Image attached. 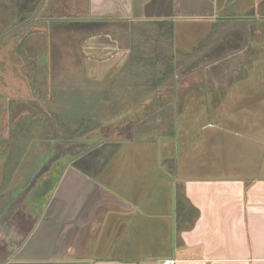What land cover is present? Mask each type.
I'll return each mask as SVG.
<instances>
[{
    "label": "crops",
    "instance_id": "crops-1",
    "mask_svg": "<svg viewBox=\"0 0 264 264\" xmlns=\"http://www.w3.org/2000/svg\"><path fill=\"white\" fill-rule=\"evenodd\" d=\"M65 1L95 19L174 22L179 68L148 86L154 102L130 85L116 96L123 114L162 116L167 128L149 132L148 117V138L121 137L106 152L88 135L63 170H20L7 189L1 172L0 189L28 196L19 232L0 236V264H264V0ZM48 2L0 0V13L13 3L37 18Z\"/></svg>",
    "mask_w": 264,
    "mask_h": 264
},
{
    "label": "rangeland",
    "instance_id": "rangeland-1",
    "mask_svg": "<svg viewBox=\"0 0 264 264\" xmlns=\"http://www.w3.org/2000/svg\"><path fill=\"white\" fill-rule=\"evenodd\" d=\"M62 1L54 0L46 3L37 19L36 17L21 19L13 3L4 4L7 10L0 13L2 15L0 16V138L9 137L10 119L13 114L22 118L36 113L38 109L48 113H51V110H60L63 107L59 101L60 96L69 97L71 107L81 101L95 106L104 125L95 129L90 136L96 144L107 141L106 143L111 145L104 148L105 152L113 147L111 143L114 140L121 137L141 140L147 135L148 138L149 133L142 132L143 128L140 125V123L144 124L148 117L150 121L147 122L152 126L147 127L149 132L164 129L166 121H162V116L126 115L123 114L124 109L118 103L120 101H116V96L123 94L127 89V92L131 91L127 88L131 86L137 93L140 103L150 98H153L151 100L154 102L156 95L151 96L152 93H149L150 89L146 85L151 67L144 62H131L129 59L137 50L146 54L151 52V45L147 44L143 37L145 34L150 38L151 31L143 26L137 32L131 31L132 29H128L129 20L126 19L91 18L90 8L87 4L81 3V0V2ZM81 21H84V24L79 23V26H75ZM85 22L95 23L85 24ZM139 31L141 33L138 34ZM194 38L188 37L187 44L192 43ZM19 46L21 52H16ZM91 46L103 48V54L96 50L88 52L87 49ZM92 59L100 60V63ZM31 62L37 64L38 69H35ZM194 68L193 65L189 68L182 67L179 70L181 74L179 72L176 74L192 75ZM160 88L158 90L162 91ZM63 103L66 108L70 107L67 101ZM260 118L264 121V116ZM130 119L135 122L132 127ZM135 119L137 121H133ZM247 124H252V121H248ZM132 129L134 134H130ZM41 130L43 129L40 128V133ZM200 132L202 133L198 137H204V134L210 133V129L208 127L206 131ZM214 133H218L220 139L223 138L221 132ZM227 135H225L226 139ZM231 137L241 139L235 134ZM84 139L70 144L57 139L36 142L33 152L37 158L39 157L38 163L34 162V166L25 165L20 170L23 173L33 166L32 171L35 173L40 171L46 176L48 171L52 170L57 156L71 157L84 151V147L87 150ZM203 155H210V152ZM27 196L22 194L16 201L13 200L15 202L7 216L10 217L9 222L2 223L0 220V236L16 235L19 232L18 219L19 215H24V210H21L18 204L22 203L24 207L26 205L24 199ZM25 211L29 215L32 214L31 208Z\"/></svg>",
    "mask_w": 264,
    "mask_h": 264
},
{
    "label": "trees",
    "instance_id": "trees-1",
    "mask_svg": "<svg viewBox=\"0 0 264 264\" xmlns=\"http://www.w3.org/2000/svg\"><path fill=\"white\" fill-rule=\"evenodd\" d=\"M38 4H32L31 9H36ZM33 14V13H32ZM74 24V22H68ZM84 24V21L77 22L75 26ZM92 24L95 22H85V24ZM128 29L131 31H138L142 26L148 28L152 36L150 38L143 34L146 43L150 44L152 50L149 54L146 52L137 50L133 55H130L131 62H144L147 66H150V76L153 77L151 82L146 85L155 89L163 84L169 76H174L175 71L179 66L175 65L176 52L174 50V22L172 20H160V21H129ZM72 24V25H73ZM83 26V25H82ZM141 33L140 31L138 34ZM141 36V35H140ZM21 46V45H20ZM18 47L16 52H21ZM193 53L185 54V57L190 59L193 57ZM129 62V64H132ZM35 69L37 64L30 63ZM59 100L63 107L60 110H51V113L43 110H37L36 113H32L28 117H16L12 115L10 119V135L8 138H0V159H2L0 173L4 172L6 177L5 184H2L4 189H7L8 183L13 180V176L20 171L23 166L33 165L37 162V155L35 152V143H41V140L45 139L52 141L53 139L62 140L67 143L78 142L79 140L86 138L95 129L101 127V115L96 111L95 106L85 104L84 101L76 102L71 107L68 98L60 96ZM110 100V99H109ZM68 102L70 107L66 108L63 102ZM99 102V101H98ZM89 106V107H88ZM40 128L41 133L39 132ZM86 146V145H85ZM75 155H80L83 152ZM67 156H57L54 169L63 170ZM28 163V164H27ZM38 163V162H37ZM31 167V169L33 168ZM36 167V164H35ZM14 183V182H13ZM0 189V220L3 215L8 211L10 204L15 200L17 194L13 190L4 191ZM180 200V199H179ZM181 202V200H180Z\"/></svg>",
    "mask_w": 264,
    "mask_h": 264
},
{
    "label": "built area",
    "instance_id": "built-area-1",
    "mask_svg": "<svg viewBox=\"0 0 264 264\" xmlns=\"http://www.w3.org/2000/svg\"><path fill=\"white\" fill-rule=\"evenodd\" d=\"M175 261L174 260H166L163 262V264H174Z\"/></svg>",
    "mask_w": 264,
    "mask_h": 264
},
{
    "label": "flooded vegetation",
    "instance_id": "flooded-vegetation-1",
    "mask_svg": "<svg viewBox=\"0 0 264 264\" xmlns=\"http://www.w3.org/2000/svg\"><path fill=\"white\" fill-rule=\"evenodd\" d=\"M26 5H30V4H26ZM28 7V6H27ZM35 19V18H34ZM37 19V18H36Z\"/></svg>",
    "mask_w": 264,
    "mask_h": 264
}]
</instances>
